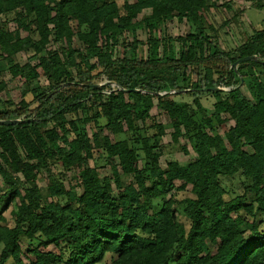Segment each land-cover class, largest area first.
<instances>
[{
	"label": "trees",
	"instance_id": "trees-1",
	"mask_svg": "<svg viewBox=\"0 0 264 264\" xmlns=\"http://www.w3.org/2000/svg\"><path fill=\"white\" fill-rule=\"evenodd\" d=\"M215 1L0 0V61L27 48L38 55L34 65L10 63L11 76L27 80L18 105L0 109V120H19L0 124V158L9 166H0L7 186L0 205L9 196L16 207L10 227L0 212V264H264V80L255 72L264 67V28L233 51L219 49L206 27ZM144 10L150 14L137 21ZM172 19L191 28L177 38L178 56L167 49L159 56L160 41L151 38L147 58L113 57L119 34ZM95 75L106 76L107 90L92 82ZM41 77L47 88L29 87ZM184 89L200 111V93L215 97L212 113L197 120L189 104L171 97ZM155 100L173 141L182 130L193 141V161L161 167L165 129L151 116ZM78 113L91 124L90 137L77 133ZM121 134L128 137L115 138ZM97 151L108 175L84 167ZM56 163L80 168V192L51 182L45 197L40 175ZM233 178L241 194L224 187ZM178 191L191 196L179 202ZM23 238L45 249H23Z\"/></svg>",
	"mask_w": 264,
	"mask_h": 264
},
{
	"label": "rangeland",
	"instance_id": "rangeland-1",
	"mask_svg": "<svg viewBox=\"0 0 264 264\" xmlns=\"http://www.w3.org/2000/svg\"><path fill=\"white\" fill-rule=\"evenodd\" d=\"M215 1V0H211ZM225 1V0H224ZM224 1L216 0V8H213L209 13V22L206 25L207 32L210 36V41L212 45H215L219 49L223 51H233L236 47L243 43L248 35L252 34L255 30H260L264 28V0H233L229 2L227 7L222 4ZM119 6L122 5V0H117ZM222 5V6H220ZM150 14V10L142 11L136 18L137 21L143 20ZM6 18V17H5ZM3 16H0V19L4 21ZM9 30H13L16 28V24L12 21L8 22L6 25ZM191 31L189 23L183 19L182 21H178L176 19L165 21L162 24H159L155 29L149 30V28L138 29L135 32L124 31L119 34L117 42L113 41L112 51L114 58H122V57H134L137 58H147L150 53V39L157 38L160 41L158 47V54L162 56L165 49L169 51H173L176 56L179 55L180 52V42L177 40L178 37L186 36ZM27 33L21 31V35L24 36ZM31 37L33 39H37V34L34 31H31ZM77 47H80V43L76 40ZM49 46V45H48ZM53 50L58 49L56 45L51 44L49 46ZM29 60L33 65L37 63L38 55L35 54L33 49L27 48L20 53H17L14 56L7 57V60L0 61V81H2L5 87L0 90V109L10 108L13 105H18L21 101V89L23 88L24 82L27 80L24 76H17L13 78L8 71V67L10 63L20 62ZM72 75H75V71L70 69ZM98 72V71H96ZM255 72L259 77L264 80V67H257ZM244 73H247L244 70ZM95 74V72H94ZM92 82L98 86H104V90H107L106 83L108 82L105 75L97 76L92 79ZM30 88H35L37 85H41L42 87H48L49 82L41 77L38 80H30L28 83ZM185 85V84H184ZM243 90L247 93V89L244 86ZM171 97L177 102H185L190 105V107L196 112L195 118L200 120L203 116H209L213 111V105L216 102V98L208 93H200L198 95V100L202 105V110L197 109L196 104L194 103V95L189 93L187 89H184L180 94H173ZM34 96L32 93L27 94L24 97L26 102L33 101ZM35 104L32 103L31 107H34ZM151 116L154 118L156 122L161 123L164 126L165 133L160 138V144H162V155L159 159L160 165L162 168H165L169 161H176L181 165L187 164L193 161L196 158V154L193 150V141L185 136V131L182 130L183 136H180L177 142H174L172 139V127L171 121L167 113L164 110L158 108L156 105V100L154 103V107L151 109ZM67 119H71V115H66ZM79 121L77 126V133L85 132L89 137L91 136V131L93 130L90 125L91 124H83L82 120H80V114L78 113ZM233 122H227V125H232ZM54 122H49L48 127H54ZM215 132L222 134V130L217 127V124L214 122ZM126 129V127H125ZM207 130L211 131L208 127ZM214 130L212 131V133ZM104 133H109L108 131H104ZM76 133L71 132L70 137H75ZM113 137L112 135H110ZM127 134H121L115 136V138H127ZM114 138V137H113ZM185 148V150L183 149ZM98 155L95 159L89 160L85 163L86 165H90L94 167L100 176L108 175L109 166L106 160V156L103 153L97 151ZM0 166L9 171V166L4 162L2 158H0ZM80 175V168H69L65 169L59 164H53L49 171H43L40 175V181L44 188L45 197L48 196V186L51 182H56L58 185H61L65 191L70 189H74L75 191L80 192V188L78 186V177ZM15 181L18 184H22L23 179L19 175H16ZM124 181V177H122ZM179 183L177 182V185ZM224 187L227 190H234L237 194L242 193V189L240 188V184L238 180L233 179H224L223 182ZM7 190V186L4 184L3 178L0 175V195L5 193ZM191 194L188 191H178L175 193V197L177 201H181L186 197H190ZM178 209H181V206L177 208L178 213H180ZM16 210L15 203L9 199V196L5 197L4 201L0 205V212L2 213L5 224L7 226H13V212ZM179 220L188 227V220L181 214L178 215ZM23 249H31L34 247H38L40 249H45L43 243L38 240L29 241L26 238H23L21 241ZM50 246L48 249H51ZM2 249V245H0V251ZM23 258V256H22ZM13 264V263H8Z\"/></svg>",
	"mask_w": 264,
	"mask_h": 264
},
{
	"label": "water",
	"instance_id": "water-1",
	"mask_svg": "<svg viewBox=\"0 0 264 264\" xmlns=\"http://www.w3.org/2000/svg\"><path fill=\"white\" fill-rule=\"evenodd\" d=\"M17 122H19V120H0V124H13Z\"/></svg>",
	"mask_w": 264,
	"mask_h": 264
},
{
	"label": "built area",
	"instance_id": "built-area-1",
	"mask_svg": "<svg viewBox=\"0 0 264 264\" xmlns=\"http://www.w3.org/2000/svg\"><path fill=\"white\" fill-rule=\"evenodd\" d=\"M221 1V0H220ZM222 1H224V0H222ZM225 1H229V0H225Z\"/></svg>",
	"mask_w": 264,
	"mask_h": 264
}]
</instances>
